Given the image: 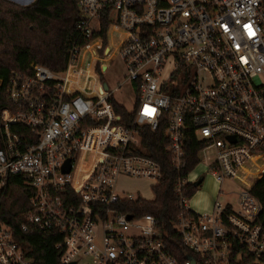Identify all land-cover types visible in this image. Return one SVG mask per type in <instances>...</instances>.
Listing matches in <instances>:
<instances>
[{
    "label": "built area",
    "instance_id": "2783aa9c",
    "mask_svg": "<svg viewBox=\"0 0 264 264\" xmlns=\"http://www.w3.org/2000/svg\"><path fill=\"white\" fill-rule=\"evenodd\" d=\"M77 6L76 27L85 38L98 33L104 20L106 38L111 26L124 33L115 54L124 63L125 81L137 91L129 112L135 125L164 127V150L174 168L184 166L189 129L201 142L195 167L202 165V173L189 177L194 167L176 185L175 227L182 245L201 264H237L243 256L264 264V212L251 194L262 174L250 186L243 183L238 210L215 200L211 212L195 213L182 194L202 178L199 188L207 175L224 194L225 180L241 182L250 159L264 158V0H77ZM102 42L95 48L100 57L108 45ZM80 51L72 50L77 60ZM30 68V75L10 78L11 106L0 110V191L14 178L32 191L22 232L58 235L60 264H191L169 252L153 215L116 207L123 200H145L117 192L121 175L157 184L162 172L158 162L136 151L140 136L114 114L112 91L100 77L107 70L102 62L94 63L98 93L90 97L66 91L65 77L43 65ZM104 106L114 117L103 114ZM85 119L96 125L82 126ZM11 125L26 132H12ZM105 126L115 131L98 144L91 168L78 172L82 156L85 164L91 160L92 151H85L89 129ZM67 160L70 170L64 172ZM32 263L0 220V264Z\"/></svg>",
    "mask_w": 264,
    "mask_h": 264
},
{
    "label": "trees",
    "instance_id": "16d2710c",
    "mask_svg": "<svg viewBox=\"0 0 264 264\" xmlns=\"http://www.w3.org/2000/svg\"><path fill=\"white\" fill-rule=\"evenodd\" d=\"M79 19L77 0H34L26 6H16L6 0H0V110L11 106L6 91L10 78L13 74L30 75L31 63L43 65L57 75L65 73L69 64L76 63L75 68L68 71L66 91L78 90L89 97L98 93L97 75L93 71L94 63L100 60L103 70H106V66L116 56L119 45L115 35L123 37L124 33L114 26L109 27L105 55L99 57L95 53V48L100 45V39L97 37L102 38L103 46L107 44L108 21H102L103 25L98 33L85 38L76 27ZM73 48L81 49L78 60L77 53L74 56L72 54ZM137 98L136 91V101ZM109 101L114 114L120 116L119 123L132 127L134 114L117 104L112 96ZM101 111L114 117L108 106L103 107ZM81 125L86 127L96 125V122L85 119ZM10 129L12 132H26L17 125H11ZM133 129L140 136V146L136 151L158 162L162 176L153 187L152 200L140 198L134 201L123 200L119 201L116 207L122 213L135 216L153 215L169 252L179 262L194 258L197 264H201L198 256L182 245L175 227L179 213L176 185L178 180L197 164L200 140L191 129L187 131L184 166L182 169H176L169 154L164 150L167 138L163 126L155 131H151L148 126H134ZM110 130H113V127L89 129L86 142L92 151V157L98 151V144L107 138ZM197 189L188 184L183 187L182 194L190 199ZM251 194L259 201L264 212V172L252 186ZM31 195L32 191L29 188L22 185L17 178L12 179L7 188L0 191V220L12 228L16 239L33 259L32 264H60V253L54 248L55 242L59 240L58 235L33 230L22 232L21 224L24 214L30 207ZM237 264L255 263L252 258L243 256Z\"/></svg>",
    "mask_w": 264,
    "mask_h": 264
},
{
    "label": "rangeland",
    "instance_id": "374dc122",
    "mask_svg": "<svg viewBox=\"0 0 264 264\" xmlns=\"http://www.w3.org/2000/svg\"><path fill=\"white\" fill-rule=\"evenodd\" d=\"M6 1L16 6H26L27 4H29L34 0H6ZM91 26L95 28L96 26L95 22H92ZM115 38H116L115 39L116 42H118L120 36L115 35ZM108 67L109 68H107V70L104 72L102 76L100 74V77L103 79V81H105L108 88L112 91L111 95L113 100L117 104L123 106L127 111H131L136 98V87L133 84L125 81L124 79L125 66L122 59L118 56H114L110 61ZM169 71L170 70H168V68L165 69L163 71L162 77L167 76ZM60 76L63 79L65 73L60 74ZM117 87L118 89H116ZM134 126H139V125H135L133 121L131 128H133ZM258 159H259L258 157L254 159V161H252L251 164L248 166L247 170L244 172V176L241 177L240 179L241 182L238 180H234V181L225 180L221 184L220 189L224 194L218 195L216 197L219 203H221L222 205L229 203L234 210H238L237 193H239L240 190L245 187V185L250 186L251 181L256 180L258 178V175H261L264 172V158H262L261 160ZM90 162L88 164L86 162L85 164L84 159L83 162H81L80 159L78 170L81 164L83 165V167L89 168ZM202 171H203V166L197 165L190 172L189 177H193L196 175L199 176L202 173ZM210 178L212 177L208 175L205 176L202 184L197 189L198 192L200 193L203 192L208 196L214 194L215 189H218L219 185L213 180V178L212 180ZM155 184L156 181L153 179H147L142 177H128L121 175L117 179L116 190L118 193L132 194L133 196H139L147 200H152L154 197L153 186ZM202 195L203 194H198L197 197H200Z\"/></svg>",
    "mask_w": 264,
    "mask_h": 264
},
{
    "label": "crops",
    "instance_id": "0c3cea01",
    "mask_svg": "<svg viewBox=\"0 0 264 264\" xmlns=\"http://www.w3.org/2000/svg\"><path fill=\"white\" fill-rule=\"evenodd\" d=\"M100 39V44H101V38L97 37ZM100 46V45H99ZM96 53V52H95ZM97 54V53H96ZM98 55V54H97ZM99 56V55H98ZM100 57V56H99ZM66 78V74L64 76ZM212 180V178H210ZM214 180V179H213ZM218 189H215L214 194L207 195L203 192H198V190L193 194V196L188 200V206L189 209L192 212L195 213H209L213 209V204L214 201L217 200L216 197L218 196ZM203 194L200 197H197L198 194ZM215 197V198H214Z\"/></svg>",
    "mask_w": 264,
    "mask_h": 264
},
{
    "label": "bare ground",
    "instance_id": "6f19581e",
    "mask_svg": "<svg viewBox=\"0 0 264 264\" xmlns=\"http://www.w3.org/2000/svg\"><path fill=\"white\" fill-rule=\"evenodd\" d=\"M75 65H76V63L75 64H73V65H70L68 68H67V73H66V78H65V83H64V88H65V90H66V81H67V76H68V71L70 70V69H74L75 68ZM105 89H108V86L107 87H104ZM105 107V106H104ZM101 110H102V108H101ZM113 131H115V129H113V130H110V132H113ZM109 132V133H110ZM87 138V137H86ZM90 144H94V143H90ZM85 145H87V142H86V139H85ZM88 149H90L89 148V146L87 145V148L85 149V151L86 150H88ZM98 149V148H97ZM98 155V152H96V154L92 157V155H91V162H90V167L89 168H85V167H83L82 169H81V167L83 166L82 164L80 165L81 167H79V171L78 172H86V171H88L90 168H91V166H92V164H93V162H94V159L96 158V156ZM257 157H252L251 159H250V161H249V163L247 164V165H245L244 166V170H243V173L247 170V168H248V166L251 164V162L252 161H254V159H256ZM83 159H84V156H82L81 157V162H83ZM241 179V178H240ZM145 200H147V199H145Z\"/></svg>",
    "mask_w": 264,
    "mask_h": 264
},
{
    "label": "water",
    "instance_id": "95a60500",
    "mask_svg": "<svg viewBox=\"0 0 264 264\" xmlns=\"http://www.w3.org/2000/svg\"><path fill=\"white\" fill-rule=\"evenodd\" d=\"M103 86H104V87H107V84L104 82V83H103ZM69 170H70V161L67 160V161H66V164L64 165L63 171H64V172H69ZM201 181H202V178H200L198 181L194 182V183H193V186L196 188V187L201 183ZM130 217H131V216H128V218H130ZM189 260H190L191 264H196V262H195V260H194L193 258H189ZM70 264H75V263L72 262V263H70Z\"/></svg>",
    "mask_w": 264,
    "mask_h": 264
}]
</instances>
